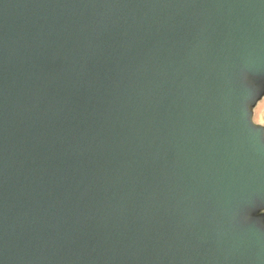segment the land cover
Returning a JSON list of instances; mask_svg holds the SVG:
<instances>
[{"label": "water", "instance_id": "obj_1", "mask_svg": "<svg viewBox=\"0 0 264 264\" xmlns=\"http://www.w3.org/2000/svg\"><path fill=\"white\" fill-rule=\"evenodd\" d=\"M0 264H264V0H0Z\"/></svg>", "mask_w": 264, "mask_h": 264}]
</instances>
